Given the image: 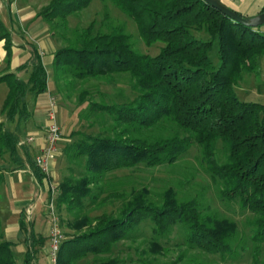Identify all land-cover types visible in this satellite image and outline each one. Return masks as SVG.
Segmentation results:
<instances>
[{
  "label": "trees",
  "instance_id": "obj_1",
  "mask_svg": "<svg viewBox=\"0 0 264 264\" xmlns=\"http://www.w3.org/2000/svg\"><path fill=\"white\" fill-rule=\"evenodd\" d=\"M100 1L131 19L147 48L160 46L154 56L140 52L125 26L108 21V12L98 26L94 19L69 28L68 18L92 0H50L39 12L64 41L53 61L56 92L63 102L75 95L79 108L86 104L88 110L79 112L80 123L93 117L103 133L86 135L71 148L75 157L84 158V171L58 186L56 210L64 205L67 217L62 223L74 233L65 236L58 264H155L158 259L150 257L160 254L161 239L174 227L180 229L186 250L234 261L250 247L251 264H264V105L236 94L245 75L260 72L264 34L259 27L233 22L204 0ZM0 40L9 65L11 42L1 21ZM29 65L27 81L12 72L0 75L9 87L2 106L8 121L25 119V97L47 90L46 70L37 57L16 71ZM101 83L114 89L123 83L131 96L125 98L117 88L122 101L106 102ZM96 94L99 102L93 100ZM17 145L18 136L0 125V155L15 158ZM192 148L218 198L252 214L246 222L251 246L240 241L235 221L197 197L180 196L183 188L176 187L174 175L160 179L157 193L137 176L140 165L152 174L165 164L179 163ZM121 169L129 173L114 174ZM177 180L181 185L182 177ZM146 221L152 236L143 239L141 245L147 248H134L138 260L126 263L114 256L119 243L136 240V229ZM19 228L27 233L23 264H34V247L44 240L28 231L23 219ZM0 264H15L1 232Z\"/></svg>",
  "mask_w": 264,
  "mask_h": 264
},
{
  "label": "crops",
  "instance_id": "obj_2",
  "mask_svg": "<svg viewBox=\"0 0 264 264\" xmlns=\"http://www.w3.org/2000/svg\"><path fill=\"white\" fill-rule=\"evenodd\" d=\"M12 2L13 0H9ZM226 7L235 13L251 18L264 9V0H220ZM6 11L0 5V21L5 30L9 32L11 46L10 64L7 65L4 40H0V68L3 73L12 72L27 76L31 71L30 65L23 71L17 72L18 66L37 57L44 66L47 74V90L37 96L28 94L25 97L26 118H15L8 121L0 113V125L3 130H8L18 136L17 156L13 158L8 153L0 155V232L2 241L10 243L15 264H23L24 255L28 249L27 233L19 228L23 219L27 230L30 229L36 237L43 238L42 244L36 245L34 264H49L48 261V236L50 224L47 218V201L51 197L50 186H56L55 195L58 197V186L66 179L67 173L72 169L70 157L72 146L75 142V131L81 127L78 112L67 107L57 106L60 121H56L60 131L61 140L56 145V152L48 163V173L44 174L35 165L34 159L46 145V131L49 123L48 113L51 98L56 99L57 105L61 98L56 92L53 73V61L59 45L51 35L45 19L39 12L23 14L20 18L11 12L9 3L5 4ZM17 24V25H16ZM26 26V29L22 27ZM264 34V25L258 29ZM17 34V35H16ZM28 37L35 39V44L28 41ZM30 64V63H29ZM4 65V66H3ZM264 68V57L260 61V69ZM1 73V74H3ZM261 76V74H260ZM263 89L264 81L259 83ZM264 90V89H263ZM261 95V94H260ZM32 99V100H31ZM56 120V113H55ZM84 158L80 161L83 167ZM72 160V161H71ZM40 170L35 173L36 167ZM41 173L44 176H40ZM122 176V174H120ZM61 230L68 239L73 236V231L62 223L66 219L64 205L57 209ZM66 215V217H65Z\"/></svg>",
  "mask_w": 264,
  "mask_h": 264
},
{
  "label": "rangeland",
  "instance_id": "obj_3",
  "mask_svg": "<svg viewBox=\"0 0 264 264\" xmlns=\"http://www.w3.org/2000/svg\"><path fill=\"white\" fill-rule=\"evenodd\" d=\"M49 1L50 0H13L12 2H10L9 0H0V5H2L3 11H6L5 4L9 3V8L11 12L15 13L16 16L21 18L25 12L26 14L31 15L40 12L43 7H45L49 3ZM104 6H106L107 9H105ZM104 12H108V21L111 24L125 26L126 32L131 35L132 41L134 42V46L137 50L142 53H147L151 56H154L158 53V48L160 46L159 44H155L147 48L139 40L134 22L113 5H106L100 0H92V2L87 8L77 13V16L69 17L68 27H83L94 19L97 21L98 26V24L102 23L103 21ZM46 24L49 29V34L51 35L53 40H55L59 46L63 45L64 41L59 35L60 32L58 30H53L47 22ZM22 27L26 29L25 25H22ZM28 41L32 44H35L36 40L32 37H28ZM2 68L3 67L0 68V75L4 71L1 70ZM259 73L261 74L262 80L264 81V68L260 69ZM259 73L258 75H245L242 81H240L239 86L236 88V94L241 100L254 101L262 103L264 105V87L263 89L260 88L259 83L261 82V76H259ZM18 77L25 79L27 76L23 75V73H19ZM86 87H88L87 84ZM117 88L122 89L125 98H129L131 96L130 91L126 88L125 84L121 83L115 89ZM115 89L103 83L99 85V92H101L102 94H106V102H109L112 99L117 102L122 101V98L116 96ZM8 90V83L0 82L1 114L2 106L8 95ZM28 98L29 96H27V102H30ZM93 100L99 102L100 97L96 94L93 97ZM76 103L77 101L74 95L71 101L68 102H63L62 98H60L57 106L63 105L64 107H67V109L69 108L76 110L80 119V110H84L85 112L88 109L85 108L86 104L83 105L82 108H79ZM56 121H60L59 114L57 111ZM80 124L81 127L77 128L74 133L76 138L75 142H79L86 135H103V133L100 132L99 126L93 120V117L86 123L83 122ZM71 151L72 152L70 156H73V150ZM196 156H198V151L196 148H192L188 151V153L184 154L182 158L179 159V163L174 165L165 164L163 165L164 168H157L153 171L152 174L149 173L147 169H145L142 165H140V172L137 174V176L141 177V182L145 183V185L148 186L150 190L157 193L162 187V181L160 179L167 181L168 176L174 175L176 187H179V189H184H182V192L179 193L180 196L182 194H188L187 197H197L198 200H201L203 202V205H207L211 210L216 211L220 216L235 221L240 232V241L242 239H245V243L247 244V246H251V243L246 239V237H248L250 234V230L246 226V222L252 217V214L248 211L241 210L237 204L223 202L218 198V196L216 195V187L214 186L208 174L204 171V169L200 166L199 162L195 159ZM70 158L73 160H71L72 169L67 173V177L65 179L66 181H74L75 179H78L84 171V168L82 166H79V163L80 161H82V158ZM189 168H191L192 172H194V176L191 182L190 177L192 172ZM128 173L129 170L121 169L115 172L114 174L118 176H121L120 174H122V176H125ZM177 176L182 177L181 185L176 183L178 181ZM188 180L189 184L187 182ZM170 181L171 180H169V182ZM56 198L57 196L55 195V199ZM105 211L109 212V208L105 209ZM136 234L138 235V237L134 242L128 241L125 243H119L118 247L113 252L114 256L125 260L126 263L138 260L139 254L137 255V253H135L134 248L139 247V250H141L142 248H147V246H144L145 244H141L144 238L147 241L151 238V224L148 221L142 223L136 229ZM161 246L163 247V249L160 251V254L150 257H156L158 259L155 264H251L250 247H248L245 251L241 252L240 256L234 261L229 259L223 261L219 255H205L199 253L198 250H186V246L184 245L183 241V235L178 227H174L168 236L161 239ZM128 247H130L131 250L127 249ZM181 252H185V255L181 261H177ZM91 260L92 259H90V261ZM189 260H192L193 262H190Z\"/></svg>",
  "mask_w": 264,
  "mask_h": 264
},
{
  "label": "built area",
  "instance_id": "obj_4",
  "mask_svg": "<svg viewBox=\"0 0 264 264\" xmlns=\"http://www.w3.org/2000/svg\"><path fill=\"white\" fill-rule=\"evenodd\" d=\"M57 101L51 98L48 113L49 123L46 131V145L34 159L35 165L42 173H48V163L56 152V145L61 140V131L55 120ZM56 186H50L51 197L47 203V218L50 224L48 236V261L49 264H58V255L65 236L60 227L59 216L55 205Z\"/></svg>",
  "mask_w": 264,
  "mask_h": 264
},
{
  "label": "water",
  "instance_id": "obj_5",
  "mask_svg": "<svg viewBox=\"0 0 264 264\" xmlns=\"http://www.w3.org/2000/svg\"><path fill=\"white\" fill-rule=\"evenodd\" d=\"M204 1L237 24L243 25L248 28H257L264 25V11L260 12L258 15L254 17L246 18L238 15L237 13L226 7L220 0H204Z\"/></svg>",
  "mask_w": 264,
  "mask_h": 264
}]
</instances>
